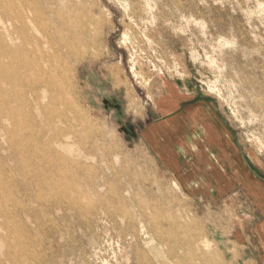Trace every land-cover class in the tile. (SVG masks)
<instances>
[{
    "label": "rangeland",
    "instance_id": "rangeland-1",
    "mask_svg": "<svg viewBox=\"0 0 264 264\" xmlns=\"http://www.w3.org/2000/svg\"><path fill=\"white\" fill-rule=\"evenodd\" d=\"M48 1H37L43 20L29 32L40 41L27 47L72 76L54 90L56 103L43 101L52 126L32 121L35 143L0 150V207L1 195L11 201L9 229L0 213L2 264H263L232 241L234 229L248 225L250 202L214 208L188 196L143 129L168 80L180 82L212 102L264 175V0ZM72 47L79 57L67 54ZM56 131L64 134L53 138ZM159 147L167 160L164 142ZM22 162L30 163L25 170ZM251 187L264 209V187ZM55 193L64 208L54 206ZM170 223V232L153 234Z\"/></svg>",
    "mask_w": 264,
    "mask_h": 264
},
{
    "label": "crops",
    "instance_id": "crops-1",
    "mask_svg": "<svg viewBox=\"0 0 264 264\" xmlns=\"http://www.w3.org/2000/svg\"><path fill=\"white\" fill-rule=\"evenodd\" d=\"M153 110L157 116L144 127L143 138L188 196L214 208L243 198L250 202L247 228L234 229L232 241L244 246L246 257L264 264V209L251 187L253 181L264 187V175L254 169L249 153L238 145L212 102L180 82L168 80ZM162 142L167 160L161 155ZM216 216L213 211L214 229Z\"/></svg>",
    "mask_w": 264,
    "mask_h": 264
},
{
    "label": "bare ground",
    "instance_id": "bare-ground-1",
    "mask_svg": "<svg viewBox=\"0 0 264 264\" xmlns=\"http://www.w3.org/2000/svg\"><path fill=\"white\" fill-rule=\"evenodd\" d=\"M37 1H40V0H20L18 2H16L15 0H5V3L3 2V0L2 1L0 0V10L5 13L4 14L5 18L3 20L0 19V21H1V23H0V139L1 138L6 139L8 142V146H9L7 148L4 147V145L0 146V150L4 149L6 151L7 150L13 151L17 143H27V142L32 143V142H34L35 131H32V125H33L32 121L39 122L40 124L39 123L38 124H39V126H41V128L44 127L43 124H46L47 126L44 128V131H47L49 129V127L52 126L50 123L52 121V116L50 115V112H51L50 109H52V108H51L50 103L54 104L57 102L55 95H54V90L63 89L64 85H67V82H69L70 77L72 76L69 68H67L63 64L64 62L63 63L61 62V63L65 66L64 67L65 69L59 68L60 66H58L57 64H56L57 66L54 65L50 58H48L49 62L45 63L46 59H44V58L46 55H44L43 52H41L43 56L41 55L38 57L37 56L38 54L36 55V51L38 48H36V47L32 48L31 47L32 49L30 50L27 47L28 44L34 45V43L40 41V39H39V41H37L38 37L36 35H33V34L31 35L29 32L30 29L32 31H34V30L38 31L37 28L39 27V24L43 20L42 14H41L40 10L38 9L39 5L36 6ZM41 2H42V0H41ZM43 3H40V4H43ZM44 5H45V3H44ZM45 6L47 7V5H45ZM50 6H51V4H50ZM92 7H93V5H92ZM46 13H48V12H46ZM50 15H52V14L50 13ZM47 16H48V14H47ZM93 16L91 15V19ZM99 16H101V15H99ZM94 18H93V21H96ZM49 19H50V17H49ZM65 19H62V22ZM96 19H98V18H96ZM53 20H51V21H53ZM101 20H103V19H101ZM95 24L96 23L94 22L93 25H95ZM98 25H100V23H98ZM48 26H50V25L48 24ZM54 27H56V26H54ZM47 28L45 30H48ZM92 30H94V28ZM4 31H5V34L3 33ZM54 32L55 31H53V33ZM59 33H61V32H59ZM48 35H46V36L48 37ZM50 35H49V39H50ZM63 36H65V35L63 34ZM68 37H66V39ZM43 40L44 39H42L41 41H43ZM49 42H50V40H49ZM75 42H77V41H75ZM64 44L66 46V43H64ZM32 45H28V46H32ZM69 45H71V44H69ZM44 46H45V44H44ZM71 46H73V45H71ZM62 47H63V45H62ZM73 47L69 48V49L67 48L68 49L67 54L70 55L72 58L74 56H76V57L78 56V54L76 53V50H74ZM97 47H98V44H97ZM77 48H78V46H77ZM39 54H40V52H39ZM53 57H55V56H53ZM4 58L9 59V61L4 62L3 61ZM66 59H67V57H66ZM56 61L58 62V60H56ZM65 64H66V62H65ZM58 77L61 78V84L57 81ZM4 83H8L9 86L5 87L3 85ZM17 84H21L24 87L23 90H21L19 93H17V91H16V85ZM41 89L43 91L49 92L50 96H48V95L46 96L45 94H43V95L39 94L38 95V91ZM46 97H49V100H50V103H48V104L43 103V101L46 99ZM70 106H71V103H70ZM4 118H5V120L12 123V125L5 124L3 121ZM42 121H43V123L41 124ZM26 130H31V132H32L31 135H25L24 133ZM70 133H72V132H70ZM51 134L54 138L55 136L58 137L59 135L64 134V132L63 131H61V132L56 131V132L51 133ZM46 142H48V141H46ZM33 152L36 154V156H40L42 154V150L40 149V146H38V145H36V149L34 147ZM55 156L59 157L58 155H55ZM55 159H59V158H55ZM33 162L36 164L43 165L42 161L40 163L39 160L37 161L36 159L33 160ZM4 164H6V163H4ZM28 164H30V163L29 162H26V163L22 162V165H23L22 167L24 168V170L26 168V165H28ZM10 165H11V163H10ZM20 165L21 164L17 165V167ZM20 169H21V167H20ZM8 178H11V177H8ZM12 181H6V180L3 181V179H2V182H4L5 184H7L8 182H10L9 184H11ZM0 184H2L1 181H0ZM1 191H2V186L0 185V193H1ZM58 194H60V192H58ZM54 195H55V197L53 199L54 206H56L57 208L58 207L64 208V203H63L64 198L61 197V201H63V202H61L60 200H58V197H60V196L59 195L56 196V193ZM1 197L3 199L2 202H4L3 203L4 206L0 207V213L4 214V216L6 218L5 221L2 223V226L7 227L9 229V227H11V225H10L11 219H10L9 212H6L5 207L7 206V203L11 202V201H8L9 196L1 195ZM261 198H263V197H261ZM6 201H8V202L6 203ZM175 202H176V199H175ZM12 216H13V214H12ZM168 221H170V220L168 219ZM134 223H135V221L131 220L130 224H131L132 231H133L132 235L137 237L138 231L135 230ZM170 224L171 225H169L168 230L165 227H160V228L157 227L155 230V233H153V232L152 233L154 235H160L163 233V231L166 233V231L168 232L170 229V226H172L174 223H170ZM17 227H19V226H17ZM175 228L173 230H175ZM21 233H23V232H21ZM19 235H21V234H19ZM189 238H190V236H189ZM4 239H5V241L6 240L10 241V239H8V237H4ZM184 240H186V239H184ZM187 240H189V239H187ZM16 243H18V242H16ZM11 247H10V249H11ZM12 250L14 251L15 248ZM192 253H194V252H192ZM15 254H16V250H15ZM0 264H2L1 260H0Z\"/></svg>",
    "mask_w": 264,
    "mask_h": 264
}]
</instances>
